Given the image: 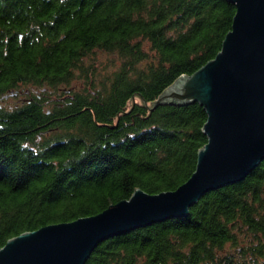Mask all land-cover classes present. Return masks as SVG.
<instances>
[{"label": "trees", "instance_id": "trees-1", "mask_svg": "<svg viewBox=\"0 0 264 264\" xmlns=\"http://www.w3.org/2000/svg\"><path fill=\"white\" fill-rule=\"evenodd\" d=\"M234 13L229 0H0V98L22 96L0 105V247L94 215L136 188L183 183L207 141L206 113L197 102H153L217 54ZM97 49L119 61L104 77L83 64ZM77 77L83 86L66 87ZM263 258L264 159L187 215L104 239L84 264Z\"/></svg>", "mask_w": 264, "mask_h": 264}, {"label": "water", "instance_id": "water-1", "mask_svg": "<svg viewBox=\"0 0 264 264\" xmlns=\"http://www.w3.org/2000/svg\"><path fill=\"white\" fill-rule=\"evenodd\" d=\"M229 1L235 13L221 49L153 102L203 107L207 141L191 175L173 190L136 188L94 215L20 233L0 247V264H84L104 239L185 216L204 193L243 179L264 159V0Z\"/></svg>", "mask_w": 264, "mask_h": 264}, {"label": "rangeland", "instance_id": "rangeland-1", "mask_svg": "<svg viewBox=\"0 0 264 264\" xmlns=\"http://www.w3.org/2000/svg\"><path fill=\"white\" fill-rule=\"evenodd\" d=\"M83 64L91 70L93 69V73L100 76L104 77L108 72L112 70V68L116 65L119 64L118 58L115 54L105 52L102 50H95L91 55L85 57L83 59ZM83 78V77H82ZM81 77L74 78L73 80L70 81L68 85L69 89H75L77 90L78 88L81 87V85H84V79ZM62 86H59L58 91H51V97L50 99L55 100L59 98L60 94H57L58 92L61 91ZM22 98L21 94L15 96H9L6 98H0V105L3 106H12L14 104H17L20 99ZM226 247H230L229 245H226ZM264 261V258H263Z\"/></svg>", "mask_w": 264, "mask_h": 264}]
</instances>
